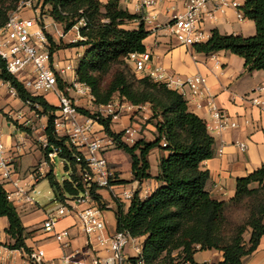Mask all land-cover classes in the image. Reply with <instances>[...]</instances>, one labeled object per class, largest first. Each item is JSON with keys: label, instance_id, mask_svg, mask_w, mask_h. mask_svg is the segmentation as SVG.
Returning <instances> with one entry per match:
<instances>
[{"label": "trees", "instance_id": "obj_1", "mask_svg": "<svg viewBox=\"0 0 264 264\" xmlns=\"http://www.w3.org/2000/svg\"><path fill=\"white\" fill-rule=\"evenodd\" d=\"M25 0H0V29L12 12ZM42 19L44 13L63 28L65 34L78 28L79 40L75 43L55 42L47 34L50 53L69 49H85L86 53L77 67L78 82L90 87L95 98L93 106H107L116 97L135 107L149 105L151 116L146 124L155 128L154 140L145 138L129 145L123 140L124 132L113 130L111 117L104 118L99 113L78 108V112L92 118L102 126L104 134L112 139L117 150L125 152L131 160L133 182L155 179L160 185L142 199L136 191L129 207L117 201L113 209L118 232L128 233L133 238H145L140 256L146 264H174L176 256L188 264H198L194 256L201 251L216 250L223 254V261L214 264H248L259 248L264 236V164L257 171L237 181L235 196L228 202L214 199L206 189L210 172L202 168L204 161L214 157V137L207 123L191 112L182 94L170 89L166 84L154 81L150 76L141 78L129 76L125 72L132 54L146 52L145 41L151 32L147 30L142 17L123 9L119 0H38ZM48 8V9H47ZM245 19L256 24L257 33L245 38L238 35H223L212 31L205 43L193 45L195 52L212 55L228 51L244 59L245 72L264 70V0H245L240 6ZM137 27L131 28L134 23ZM133 66V65H132ZM1 78L9 83L17 93V98L32 106L38 115L47 119L44 129L47 147L43 153L54 149L64 162L69 177L58 181L53 168L45 176L53 190V201L64 203L66 199H77L86 192L90 195V205L101 211L109 210L105 200V190L94 182L84 180L89 166L83 154L68 138L57 132L58 107L51 105L44 96L33 95L24 84L7 71L0 59ZM115 71L111 82L103 91L101 78ZM60 89L65 86L60 81ZM168 153L159 164V175L150 174V153L155 150ZM78 161V159H80ZM112 185L123 187L127 182L115 172ZM257 185L256 188H252ZM108 191V190H106ZM248 200L249 215L242 223H234L229 218L233 207ZM0 218L8 220L5 233L11 243L5 247L11 251H22L29 256L34 249L28 247L27 240L36 230L29 231L23 224L19 211L10 200L4 184L0 183ZM250 229V239L244 234ZM137 259H130L137 264ZM210 264V263H202Z\"/></svg>", "mask_w": 264, "mask_h": 264}, {"label": "crops", "instance_id": "obj_2", "mask_svg": "<svg viewBox=\"0 0 264 264\" xmlns=\"http://www.w3.org/2000/svg\"><path fill=\"white\" fill-rule=\"evenodd\" d=\"M37 1L38 0L35 2ZM100 1L102 3H107L109 0ZM244 1L245 0H239L240 5H243ZM119 2L123 9L132 14L141 16L147 30L151 32L150 36L145 41V46L146 52L151 53L153 66L162 67L166 72L183 78L201 75L207 79L211 98L200 99L190 94L183 96L188 102L190 111L206 121L209 132L215 140L214 157L202 163V168L210 172V180L207 183L206 189L214 199L223 202L230 201L236 194L238 179L247 177L249 174L260 169L264 164V113L246 104L242 100L244 95L251 93L257 86L264 82V70L246 73L244 59L228 51L205 55L195 52L193 46H182L170 35L169 30L166 29V25L173 15L184 12L185 6L183 0H157L158 4L152 9L144 8L140 0H119ZM217 8L218 3L215 1L210 3L205 10L206 16L203 26L204 41L202 43L210 39L212 31L214 30L219 31L223 35H238L245 38L256 35L257 28L254 21L245 18L240 20L238 18V12L234 8H225L223 10ZM149 14L155 16V20L152 23L146 20ZM23 15L29 16L31 12H25ZM45 21L56 24L50 17L46 18ZM138 24V22L132 24L131 28L137 27ZM56 25L60 30L61 26L58 24ZM77 36L78 32L76 29L64 35L60 40H63L65 43H70L73 42V38ZM68 38H70V40ZM80 52L81 49H69L59 51L56 54L73 58L84 57V54ZM78 101L81 104L84 102L86 104L87 99H80ZM119 101L122 104H128L121 100ZM210 103L217 106L222 114L229 118V120L237 122L238 127L223 132L216 130ZM55 107H59V104L57 103ZM8 109L9 108H7V110ZM132 115H135L134 119H140L141 122L147 121L151 116V108L149 105L142 110L134 108L129 112L122 113L117 120L123 123V130L121 132H125L126 129L135 131L134 137L136 139L135 141H137L144 137L138 134L137 128L130 127L131 125L138 126V124L134 122V119L132 120ZM138 115H140L141 118L138 117ZM0 124L2 125L1 121ZM8 128V131L3 129V141L9 152L8 155L12 158L15 168L18 170L14 178L18 179V185L25 193H16L14 187H12L10 191L6 189L5 185L4 187L9 193L10 200L19 211L24 226L29 231H37L36 227H34L35 224L44 222L49 213L56 208L49 210L48 214L46 212L45 218L41 221L39 210H31V204L26 203L25 198L29 196V185L20 181V178H23L21 170L24 158H26L22 156L21 153L24 151L25 155L28 153L36 154L39 158L38 160L41 159L42 154L39 151H35L37 146L33 145L30 139H25L21 134L19 135L9 123ZM148 128L150 130L149 136H151V138L153 136L154 138L153 132L155 128L152 125H148ZM44 129L45 123L43 124V133L40 140L45 142ZM94 130L98 132L97 137L103 139L105 142L106 135L103 132L102 126L96 124L94 125ZM145 139L150 141L149 138ZM28 140H30L31 144L26 143ZM240 143L247 144L248 149L245 152L240 151L238 146ZM167 155V152H162L159 149H155L150 153V174L153 177L159 175L160 160L163 157H167ZM155 159H158L159 162ZM154 161H156L155 165ZM37 163L38 162L34 163L32 167ZM111 167L113 168L112 165ZM43 170L44 168L41 169V174H39V172H32V181L30 184L33 188L38 183L46 180V175L43 173ZM120 179L124 180L121 175ZM125 181L127 183L124 184L123 187H130L132 190L139 191L142 199H146L150 196L160 185L155 179L145 180L141 183L133 182V178ZM0 183L2 182L0 181ZM104 191L106 190H102L101 192L103 193ZM104 198L105 200L107 199L105 194ZM113 207V204L109 205V210L107 211L113 210ZM128 207L129 205H126V209ZM104 212L105 211H103V213ZM75 225H78L76 218L72 216L66 217L56 224L55 231L62 232L63 230L69 229L74 238L73 249L79 252H85L87 249L85 247L86 238L81 230L74 232ZM7 227L8 220L6 218H0V264H3L4 261L7 262L6 264H10V262L16 264L18 258L22 257V264H26V253L22 251H11L5 247L6 244L11 243L9 236L5 233ZM115 231H108V234H112ZM46 235L54 239L51 237V235H53L52 233L37 236L35 232L32 238L26 242L28 247L36 249L35 244ZM143 240H145V238ZM40 249L45 251L48 260L60 258L62 255L60 245L55 239L52 244L43 245ZM127 252L132 253V250H127ZM204 252L205 257L203 262L198 264H214L223 261V254L219 251L210 250ZM102 256L107 257L109 253L103 251ZM247 262L248 264H264V236L261 239L258 251L250 257Z\"/></svg>", "mask_w": 264, "mask_h": 264}, {"label": "built area", "instance_id": "obj_3", "mask_svg": "<svg viewBox=\"0 0 264 264\" xmlns=\"http://www.w3.org/2000/svg\"><path fill=\"white\" fill-rule=\"evenodd\" d=\"M35 1L20 2L17 10L10 14L7 24L0 29V59L5 62L7 71L18 78L33 95L53 92L57 96L59 115L56 120V129L60 135L68 136L71 143L83 154V158L89 166V172L85 173L84 180L94 182L98 187L112 192L120 202L129 205L136 190L112 185V181L116 180L115 170L103 155L106 141L97 137V132L94 130V125L98 124L97 121L81 115L72 98L58 87L61 74L57 71L58 66L54 64V56L50 53V42L46 33L48 25L46 22H42L40 9L35 8ZM140 1L146 9H152L158 4L157 0ZM215 1L218 3L217 9L234 8L238 12V18L244 19L239 10L241 6L239 0H183L184 12L173 15L166 25V29L182 46L191 47L202 43L204 41L205 10L210 3ZM25 12H31V16L25 17L23 15ZM146 20L152 23L155 16L149 14ZM54 25L57 27L56 24ZM75 29L78 32V28ZM61 32L62 30L57 29V33L62 38L65 33ZM130 60L137 74L150 76L154 81L164 83L168 88L182 95L190 94L200 99L211 98L207 79L201 75L183 78L170 74L162 67L152 65V56L149 52L132 54ZM65 72V69L61 70V73ZM9 85L1 78L0 69V91L4 87L8 88ZM75 89L78 95L87 97L93 106L95 98L90 87L77 83ZM11 93L14 96L17 95L14 88ZM242 100L264 113V82L251 93L244 95ZM146 106L135 107L121 102L119 104L111 102L107 106H99L98 109L102 117H111L113 121H116L122 113L129 112L134 108L142 110ZM210 107L216 130L223 132L238 127L237 122L229 120L213 103H210ZM124 133V139L127 142L136 140L135 131L126 129ZM110 143L112 142L110 141ZM43 146L44 149L47 147L46 139ZM238 146L241 152L248 149L246 143H240ZM8 153L0 124V181L4 184H11L16 193L24 194V190L18 185V179L14 178L16 175L15 166ZM58 155L59 151L52 149L48 153L50 162L55 163V158ZM80 160L81 158L78 159V161ZM25 199L26 203H33L30 196H26ZM59 203L60 205L51 211L43 222L42 229L46 234H53L51 237L60 245L61 257L48 260L45 251L38 248L27 256L26 264H131V258L137 259V264H146L140 258L144 238H133L128 233L118 231L108 234L106 223L102 219L103 211L90 205V195L87 192L77 199H66L64 203ZM82 205H86V208H82ZM70 216L76 218L77 224L86 238L85 247L87 249L85 252L73 249L74 238L69 229L62 232L55 231L56 224L61 219ZM127 250H132V253H128ZM103 251L108 252L109 256H102ZM126 253L129 254L128 257L125 256Z\"/></svg>", "mask_w": 264, "mask_h": 264}, {"label": "rangeland", "instance_id": "obj_4", "mask_svg": "<svg viewBox=\"0 0 264 264\" xmlns=\"http://www.w3.org/2000/svg\"><path fill=\"white\" fill-rule=\"evenodd\" d=\"M37 4H38V2H35V8H36ZM44 14L45 15H43L41 20H42V22H46V24L48 25V28L46 29V33L51 35L53 37V39L55 40V42L57 44H59L60 41H63V40H60L61 37L57 33L58 28L53 23H48L47 21H45L47 18V13L45 12ZM29 16H31V15H29ZM60 30H62V32H63L62 27L60 28ZM68 39L70 40V38H68ZM73 39H74V41L70 42V43H75L79 40V33H78V36L76 38H73ZM84 50L81 49V52L83 54L86 53V51H84ZM82 58L83 57H79V58H73L70 56L67 57L66 55L61 56L59 54L54 55V64L58 66L56 69L61 74L60 75L61 77H59L58 87L60 89V81H61L62 84L65 86L64 91L66 92L68 97L72 98L73 102L76 104V106L78 108H83L85 110H88L92 114L100 113V111L98 109L99 106H92V104L89 102L87 97L78 95L75 92V90H76L75 84L80 83V82H78L76 70H77L79 62ZM70 66H71V68L68 69V67H70ZM62 69L66 70V72L64 74L61 73ZM125 72L130 77L131 76L132 77L135 76L138 78L142 77V74H137L135 72V70H134V68L130 62H129L128 67H125ZM114 74H115V71L108 74L107 77L105 76L104 78H101L100 83H101V88L103 91L106 90V87L111 82L112 78L114 77ZM11 90H12V88L9 85L8 88L4 87L0 91V121L2 123V129H5V131H8L9 130L8 123L11 124L19 135L21 134L23 137H25V139H30L31 142L33 143V145L37 146V149H35V151H39L42 154L41 159L38 160L39 158L37 157L36 154H29L28 153L27 155H25L24 151L21 153V155L25 156L26 158H24L22 170H21L22 174H23V178H20L21 182L25 183L26 185H29L28 193H29V196L33 200V203H30L31 204V210H33V211L39 210V212H40L39 216L41 217V221H42L45 218L46 212L48 214L49 210L57 208L60 205V203L53 201V196H52L53 192H52V189L50 187L48 180H45V181L38 183L33 188V186L30 184L32 181V179H31L32 172H34V173L35 172H41L42 173L41 169L44 168L43 173L45 175H47L49 173V171L51 170V168H53L54 174H55L56 178L58 179V181H60V182L67 179L69 177V173L65 170L64 162L58 156L55 158V163H52V162H50V158L49 157L46 158V156L43 153L44 141H40V140L42 138V133H43V124L45 123V126H46L47 119L45 117L38 115V111L35 108H33L32 106H29L27 104H23L17 98L16 94L14 96L11 93ZM39 96H44L46 98V100L53 106H56L57 103L59 104V100L53 92H48L45 94H41ZM77 99L78 100L87 99L86 104H85V102L81 104ZM112 103L119 104L120 101L115 97L112 100ZM7 108H9V109L7 110ZM4 112H7V113H4ZM58 115L59 114H57V116ZM134 117H135V115L131 116L132 120L134 119ZM138 117L141 118L140 115H138ZM134 122L137 123L138 126L131 125L130 126L131 128H137L138 134L143 136L144 138H149L150 141L154 140L153 136H152V138H151V136H149L150 130L148 128V124L144 123L147 121L141 122L140 119H134ZM122 124L123 123H121L117 120L115 122L113 121V125H112L113 130L116 133L121 132L123 130ZM97 134H98V132H97ZM124 137H125V135H124ZM124 137H123V140H124ZM30 140L26 141V143L31 144ZM110 141L112 143H110ZM124 141L126 143H128L129 145H133L136 142V141L127 142L126 140H124ZM104 144H105L104 145L105 150L103 152V155H106V159L108 160L109 164L113 166L115 172H117L119 174V177L121 175L124 180H131L132 174H131L130 157L125 152H123L121 150H117L112 139H110L107 136H106V142ZM161 151L166 152L163 150H161ZM155 160L159 162L158 159H155ZM156 161H154V165H155ZM36 162H38V163L34 167H32V165H34V163H36ZM17 173H18V170H17V168H15V174H17ZM4 185L8 191H10L13 187L11 184H8V183L4 184ZM256 187H257V185L252 186V188H256ZM127 189L129 190L130 187H127ZM103 194H105V196L107 198L106 200L109 202L108 204L109 205L113 204L114 205L113 209H115L117 201H118V199L115 197V195L110 191H107V192L104 191ZM249 207L250 206H249L248 200L240 206L233 207L229 211L230 220L232 222L238 223V224L245 221L249 215ZM82 208H86V205H82ZM124 208L126 209V205H124ZM102 219L106 223V226H107L106 231L107 232L108 231L112 232V231L116 230L117 222H116L114 210L105 211L103 213ZM42 224H43V222H38L34 226L37 229V231H36L37 236H41L42 234L43 235L46 234L44 232V230L42 229ZM77 230L80 231L81 228H80V226L75 225L74 232ZM244 239L246 242L249 241L250 229L244 234ZM53 242H54V239H51V238L47 237V235H46L43 239H41L40 241H38L35 244L36 245L35 247H36V249H38L43 245L52 244ZM208 251H210V250H208ZM128 255L129 254L126 253L125 256L128 257ZM175 256H176L175 257L176 258L175 263H177V264H184L185 263V262H183L182 258H178L177 255H175ZM204 257H205L204 251L198 252L194 256L195 263L203 262ZM22 258H18V260H17L18 264H22ZM6 263H7L6 261L3 262V264H6ZM10 264H12V262H10Z\"/></svg>", "mask_w": 264, "mask_h": 264}]
</instances>
